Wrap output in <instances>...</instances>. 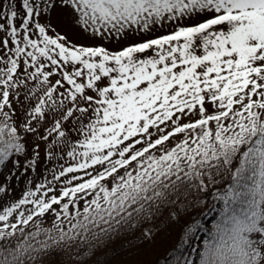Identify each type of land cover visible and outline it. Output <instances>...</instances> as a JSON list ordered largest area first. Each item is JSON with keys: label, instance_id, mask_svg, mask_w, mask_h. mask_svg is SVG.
Listing matches in <instances>:
<instances>
[{"label": "snow or ice", "instance_id": "snow-or-ice-1", "mask_svg": "<svg viewBox=\"0 0 264 264\" xmlns=\"http://www.w3.org/2000/svg\"><path fill=\"white\" fill-rule=\"evenodd\" d=\"M176 227L154 264H264V0H0V264Z\"/></svg>", "mask_w": 264, "mask_h": 264}, {"label": "rangeland", "instance_id": "rangeland-1", "mask_svg": "<svg viewBox=\"0 0 264 264\" xmlns=\"http://www.w3.org/2000/svg\"><path fill=\"white\" fill-rule=\"evenodd\" d=\"M212 215L213 213L211 212L207 213V215L202 217V221L208 224ZM177 231L178 227L174 228L172 235H167L162 232L156 237L154 243H145L143 245L137 243L131 248L125 244V250L119 252L116 259L120 264H154L156 258L160 256L164 250L175 244ZM199 235L202 236V233ZM116 247L119 248V246Z\"/></svg>", "mask_w": 264, "mask_h": 264}, {"label": "trees", "instance_id": "trees-1", "mask_svg": "<svg viewBox=\"0 0 264 264\" xmlns=\"http://www.w3.org/2000/svg\"><path fill=\"white\" fill-rule=\"evenodd\" d=\"M213 218H214V217H213V215H212L211 218H210V220H209V222H208V225H209V226H210L211 223L213 222ZM203 235H204V234L202 233V236H203ZM120 243H121V242H118L116 246H119ZM188 251H190V249H188ZM164 252H165V250H164ZM164 252L161 253L160 256H162V255L164 254ZM160 256H158V257H160ZM158 257H157V258H158ZM157 258H156V259H157Z\"/></svg>", "mask_w": 264, "mask_h": 264}]
</instances>
